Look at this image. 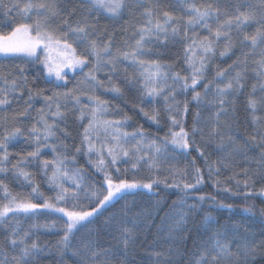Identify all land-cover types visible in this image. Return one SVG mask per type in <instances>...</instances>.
Wrapping results in <instances>:
<instances>
[{
	"label": "snow or ice",
	"instance_id": "obj_1",
	"mask_svg": "<svg viewBox=\"0 0 264 264\" xmlns=\"http://www.w3.org/2000/svg\"><path fill=\"white\" fill-rule=\"evenodd\" d=\"M0 57V264H264L209 210L264 201V0H0Z\"/></svg>",
	"mask_w": 264,
	"mask_h": 264
},
{
	"label": "trees",
	"instance_id": "obj_2",
	"mask_svg": "<svg viewBox=\"0 0 264 264\" xmlns=\"http://www.w3.org/2000/svg\"><path fill=\"white\" fill-rule=\"evenodd\" d=\"M0 63L8 64L9 62L8 61H4L3 59H0ZM227 63H231V61L229 60V61H227ZM224 66H226V65H224ZM37 70H38V68H32L30 70V72H29V75L30 76L34 75ZM71 76L72 75H69V77H71ZM72 83H74V81H70L68 86L71 87ZM41 86L51 87V85H44L43 81H41ZM121 86L123 87V85H121ZM103 98L108 100V101H110V103L112 105H119L123 109L124 112H127L128 115L133 116V123L134 124L135 123L143 124L144 127L146 129H148L149 131H154V127H149L148 122L145 121V119L142 116H140L138 113H134L132 111L131 107L130 106H126L121 99L115 97L112 94H107ZM126 98H127V100L129 102H132V101L135 100V95L131 91H126ZM240 114H241V127H240L241 133L243 134L245 131H251L250 127L248 129H245V127H244L242 109H241V113ZM190 120H191V118L189 117V123H190ZM19 146H22V145H18V147ZM193 154H195V153H193ZM213 159H215V157H213ZM80 164H84V160L83 159L80 160ZM121 167H125V165H121ZM141 175H143V173H141ZM128 178L129 179L132 178V173H129ZM37 179L39 180L41 178L39 176H37ZM12 187H13L14 190H18V189H16V185L13 184ZM44 190L47 191L46 187H45ZM204 191L205 192H214V190L210 186H206L204 188ZM159 197L160 198H167L169 203H171L172 200H175L177 198V196H176L174 191L165 190V189L159 190ZM217 198H218V200L222 199L224 201V203H226V204L234 205V211L233 212H229L227 209H209L210 211H212V215L217 217L221 222H224L225 220H228L229 217H230L231 221H240V222H243V223H248V218L246 216H243V215L240 214V210L241 209L247 207L249 204H253L254 203L255 204V211L257 213V216H259V210L261 208H264V201H262L259 198L255 199L254 201L253 200L244 201L242 199H232V198L225 199L222 194L219 195ZM131 199H132V197H129V200H131ZM137 200H139V197H137ZM121 203H123V201H121ZM205 207L207 208V205H205ZM105 215H107V213ZM54 216H55V214H53V217ZM39 222L40 223H44L45 222L43 217L40 219ZM249 226L254 228V229H257V230L260 227L258 220L255 223H250ZM39 235H40V240L42 242L54 241L56 239L55 233L46 232V231H43V230H41ZM150 241H151V237H149V242ZM146 247L147 246L145 245L144 247H141L138 250L137 259H141L144 251L146 250ZM52 259H54V258L53 257H46L45 258V264H47V262L49 260H52Z\"/></svg>",
	"mask_w": 264,
	"mask_h": 264
},
{
	"label": "rangeland",
	"instance_id": "obj_3",
	"mask_svg": "<svg viewBox=\"0 0 264 264\" xmlns=\"http://www.w3.org/2000/svg\"><path fill=\"white\" fill-rule=\"evenodd\" d=\"M0 59H3V58H2V57H0ZM68 75H73V73H72V72H69V73H68Z\"/></svg>",
	"mask_w": 264,
	"mask_h": 264
}]
</instances>
